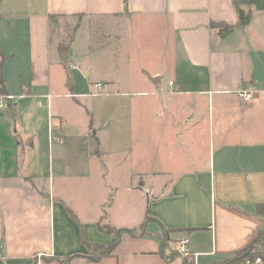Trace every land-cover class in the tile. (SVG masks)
<instances>
[{
	"label": "crops",
	"instance_id": "obj_1",
	"mask_svg": "<svg viewBox=\"0 0 264 264\" xmlns=\"http://www.w3.org/2000/svg\"><path fill=\"white\" fill-rule=\"evenodd\" d=\"M237 2L250 11L243 26L233 0H0V94L16 97L0 107V264H181L151 234L124 232L99 257L86 246L111 245L98 225L138 227L147 207L198 264L253 243L264 229V50L246 30L264 0ZM59 17L110 21L94 46L87 35L103 55L94 69L53 43ZM62 62L82 69L84 90H67ZM107 178L124 182L109 193Z\"/></svg>",
	"mask_w": 264,
	"mask_h": 264
},
{
	"label": "rangeland",
	"instance_id": "obj_2",
	"mask_svg": "<svg viewBox=\"0 0 264 264\" xmlns=\"http://www.w3.org/2000/svg\"><path fill=\"white\" fill-rule=\"evenodd\" d=\"M110 21H104L103 19H97L95 17H87V18H77V17H59L56 18L55 22L53 23V43H57L58 41H61V43H67L69 44V51L72 55H76L79 60L84 63L89 65L90 68L93 67V69L100 64L99 59L102 61L101 57L103 56L100 52H92L87 50L86 48V41L88 40L87 35H90L91 45H95V42L97 41L98 35H102L101 33H105L103 28L108 25ZM80 25L81 28L78 30L77 34H75V38L73 36V39L70 41V38L68 37V34L72 31V29L75 28V26ZM246 37L248 38L251 46L255 48L256 51L258 50H264V18L262 15H256L252 24L249 26V28L246 30ZM115 44V43H114ZM66 46V45H65ZM85 46V47H84ZM84 49V50H83ZM106 55V54H105ZM108 55V54H107ZM109 57L113 58L111 54H109ZM72 58V57H71ZM109 58V60H111ZM72 59H69L71 62ZM64 71H63V76H65L68 80V82H74L73 85H68L67 90H84L83 87H86V84L88 82V79L85 78V74L82 72V69L79 67L77 69H73L72 67H68V63L62 62ZM90 80H93V75H90ZM80 100V99H79ZM85 99H81L80 101H84ZM63 102V101H61ZM59 102V103H61ZM65 103H67L65 101ZM62 104V103H61ZM68 105V104H67ZM78 111H83L80 107L76 108ZM85 111V109H84ZM82 114V116H80ZM83 114L86 115L84 112H78L76 113L75 117L81 119L83 118ZM117 173H121L120 171ZM106 185L110 187L109 193L112 192V186L115 184H121L124 181L122 180H117V179H109L107 178L105 180ZM264 243H258L254 247L253 250L259 251L262 253L264 251ZM252 250V251H253ZM232 254L221 257V258H216L217 260H213L209 264H217L220 263L228 258H230ZM263 261L255 257L253 261L250 260H245L241 261L239 264H261ZM194 264H198L194 260Z\"/></svg>",
	"mask_w": 264,
	"mask_h": 264
},
{
	"label": "trees",
	"instance_id": "obj_3",
	"mask_svg": "<svg viewBox=\"0 0 264 264\" xmlns=\"http://www.w3.org/2000/svg\"><path fill=\"white\" fill-rule=\"evenodd\" d=\"M233 4L236 8L237 14H238V26L245 25L250 17V11L245 12L237 0H233ZM52 18V17H51ZM213 25L219 27V32L221 34H225L227 31L231 30L233 27L230 25H226L225 23H213ZM0 93H6L3 85L2 78L0 76ZM257 213L258 214H264V206L263 204H257ZM149 222H155L157 224V230L155 231H146V226ZM99 229L104 230L108 233H111L114 235V240L111 245L105 247L100 244L92 245L90 243H86V246L91 248L93 247L92 253H96L95 256L99 257V255H106L109 254L116 244L119 241V237L122 233L126 232L129 233L132 236H139L142 234H151L155 236L159 240V246H160V254L168 259H174V258H180L181 264H194V256L192 253H189L188 255H182L180 254L176 247L170 246L169 244V232L171 229L164 226L161 222H159L157 219L153 218L150 214V209L147 207L146 214L144 220L140 223L138 227L134 228H120V229H114L107 225H98ZM264 243V229H261L258 231L253 243L249 245L247 248L236 251L232 254V256L220 263L217 264H239L241 261L250 260L253 261L255 257L260 258L264 264V251L260 253L259 251L253 250L256 244ZM264 246V245H263ZM253 250V251H252ZM65 259H63L64 261Z\"/></svg>",
	"mask_w": 264,
	"mask_h": 264
},
{
	"label": "built area",
	"instance_id": "obj_4",
	"mask_svg": "<svg viewBox=\"0 0 264 264\" xmlns=\"http://www.w3.org/2000/svg\"><path fill=\"white\" fill-rule=\"evenodd\" d=\"M94 86L98 89H102L103 87H105V84L97 82V83H94ZM240 97L242 100L249 101L252 99L253 95L251 91L243 90V91H240ZM15 100H16V97L14 95L0 94V107H8V105L11 103H14ZM50 139L51 141L55 139L60 140L55 136L54 137L51 136ZM187 243H188V239L186 237L178 241L176 249L180 254L188 255L190 253L187 248Z\"/></svg>",
	"mask_w": 264,
	"mask_h": 264
},
{
	"label": "water",
	"instance_id": "obj_5",
	"mask_svg": "<svg viewBox=\"0 0 264 264\" xmlns=\"http://www.w3.org/2000/svg\"><path fill=\"white\" fill-rule=\"evenodd\" d=\"M149 78L151 79V80H153L154 78L153 77H151L150 75H149Z\"/></svg>",
	"mask_w": 264,
	"mask_h": 264
}]
</instances>
